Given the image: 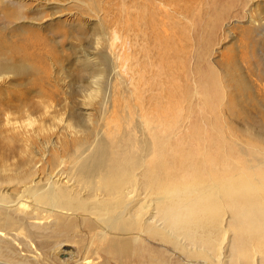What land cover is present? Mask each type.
<instances>
[{
	"label": "bare ground",
	"instance_id": "bare-ground-1",
	"mask_svg": "<svg viewBox=\"0 0 264 264\" xmlns=\"http://www.w3.org/2000/svg\"><path fill=\"white\" fill-rule=\"evenodd\" d=\"M90 1L88 8L96 14L95 2ZM146 3L136 6L135 16L124 9L125 15L113 19L118 29L111 31L108 50L115 56V71L103 65L105 59L103 64L99 60L98 45L109 34L96 15L100 28L94 59L85 58V66L96 67L91 69L98 72L97 79L81 101L97 108V117L85 112L86 125L63 113L69 119L62 129L70 139L59 135L64 138L55 141L60 150L49 140L51 127L34 116L39 114L41 119L48 114L51 97L39 91V102L29 97L24 103L20 100L23 104L15 111L22 123L14 125L13 141L25 147L23 158L21 155V161L11 163L15 154L10 160L9 153L0 159V257H17L16 264H40L42 254L31 242L26 248L32 253V261L12 246L14 239L18 240L16 247L24 245L22 235L17 237L18 232H24L41 238L42 247L50 250L49 257H62L60 264L68 263L67 256L72 264H143L145 256L158 252L168 256V264H176L172 252L195 264H264V119H260L264 110L257 116L259 122L249 125L246 121L251 115L240 100V91H249L248 85L240 81L238 91L237 82L225 72L231 92L224 109L230 119H220L223 114L212 118L217 99L213 74L207 71L198 82L194 79L201 92L194 85L192 94L187 93L178 85L179 62L171 64L167 55L176 50L175 45H171L173 49L169 45L175 37L173 28L170 31L175 22L170 20L175 13L189 17L191 10L176 5L170 9L172 3L160 1L158 10L147 9ZM159 13L161 19L157 18ZM251 24L257 30L263 26L259 19ZM130 29L141 36L140 40L146 39L145 44L148 39L151 42L144 47L142 44L138 52L146 62L135 66L131 63L132 44L126 41ZM121 37L125 39L114 49L113 41ZM5 54L0 51V79L4 75L37 79L38 69L26 63V54L16 63ZM113 75L120 90L119 101L107 105L110 92L105 87ZM256 79V93L264 98V73ZM110 114L111 122L105 126ZM56 119L63 122V118ZM237 119L245 124L244 136L234 125L232 128ZM37 138L41 140L38 145ZM10 230L14 234L8 237ZM151 240L168 245L172 252L153 247ZM70 243L77 246L75 256L72 249L61 251V245ZM7 259H0V264H13Z\"/></svg>",
	"mask_w": 264,
	"mask_h": 264
},
{
	"label": "rangeland",
	"instance_id": "rangeland-1",
	"mask_svg": "<svg viewBox=\"0 0 264 264\" xmlns=\"http://www.w3.org/2000/svg\"><path fill=\"white\" fill-rule=\"evenodd\" d=\"M84 1H86V3L84 2V5H81L80 3L78 4L76 0L0 1V51L4 50L7 53L5 56L12 58L14 63L18 62L20 58L26 54V63L29 65L31 64L35 70L38 69L36 77L37 79H34L35 82H33L34 80H26V78L23 77L22 79L16 78L13 75H4V79H0V159L2 157H6V155L8 157L10 153V160L12 159V154H15L13 156L15 159L13 158L11 163L22 160L23 153L21 152L24 151L25 147H23L22 144L13 141L15 134L13 133L14 125L18 126L22 123V121L19 119V115L17 114L18 112L15 110H17V108L25 102V98L29 97V99L32 101L39 102V91L40 93H46V95L51 97L50 103L48 104V109H50L48 110V114H51V112H57L52 114L53 116L57 115V117H53L52 115H50V117L47 114L43 118H48V120L43 119L42 116L41 119H38L39 117L37 118V116L39 114H34L35 120H38V122L45 120L46 124H44L46 126L48 124L47 128L49 129V127H51V129L48 131V134H50L48 135L49 140L53 141L52 143L57 145L55 147H57L58 150H60V145L57 142L64 140V138L67 140L70 139L66 137L67 135L63 130L68 124L69 115L72 114L76 121L78 119L82 122L85 121L86 125L89 123L86 122L85 112L94 114L92 115L94 119L97 117L95 115L97 108H90V105H85L89 104V102L83 104V100L81 101L82 95L88 94L93 89L94 83L92 84V82L97 79L95 73L98 72H96V69L95 71L92 70L96 67L93 68L85 66L86 59H94L92 54L94 48L96 47L95 41L99 35L100 28H98L96 25V15H100L102 18L103 22L105 23L104 25H106L103 26L105 30L107 28L109 29H107L109 33L107 30L105 31L107 34H109H106L107 38L105 37V40L103 39L102 44L101 40L98 45L100 48L99 51L102 55V58L99 60L102 62L103 59H105L106 62H99L101 64L104 63L103 65L107 69L111 67V69L113 68L112 70H114L115 56L108 50L109 44L112 43L109 41L111 40V31L113 29H118L117 27L115 28L113 19L119 17L120 15H125L123 14L124 9L128 11L129 15L135 16L138 11L136 8L142 6L146 2V6L148 7L147 9L151 8L158 10L157 8H160L158 1H160L162 4L172 3L170 4L169 8L171 6L173 8V5H176L175 7L179 6L178 8L180 9L189 7L188 9H190L192 12L189 17L182 16L180 13H175L174 17H172L173 20H170L175 22L173 27L170 26L171 22H169V26L171 27L170 31L172 28L175 31V37H173V39L170 38L171 40L169 42L171 44L169 43V45H175L176 50L175 53L174 50H172L168 52L167 55L169 56V62L171 61V64L176 60L177 62L175 61L174 64L179 62V65L181 66V68H179L180 70H177L178 73H176L178 81L181 80L179 82L176 81L179 83L178 85L181 87V89L185 91L188 90L189 92L187 91V93L192 94L191 92L195 88V84H193L194 79L198 82L199 77H202L207 71H210L211 74H213L215 78V84L217 85V99L213 102L215 105H213L212 108L216 109L217 111L220 110V113H218L216 110H213L211 117L213 118L214 115L217 114V117H220L223 114L224 116L222 115L220 119L225 118V116L227 119H230L228 112L226 109H224V105H226L227 100L226 97L229 96L231 92V88L229 87L230 85L226 82V73H228L230 79H234L237 82L238 91L241 88L239 85L240 81H243L248 85L249 91H245L243 93L240 91V100L243 101V109L246 111V113L249 112V116L251 115V118L249 117L250 119H248L246 122L249 125H254L256 120L259 122V119H257L259 117L257 116L259 115V112H263L262 110H264V98L257 95L255 84L259 83L256 77L260 74V72L261 74L264 73V0H94L97 9L96 14H93L91 9L88 8V5L92 4V2L90 0ZM164 1H166V3ZM144 9H146V7ZM157 18L161 19V13H159ZM258 19L259 21H262L263 26L261 29L257 30L254 28L251 22L252 20L257 22ZM109 23L111 25L113 24L112 27H110ZM133 28L135 27L133 26ZM130 31L129 33L128 31L126 32L129 35L126 41L128 40V43L132 44V55H134V58L132 56V59L134 60H131V63L135 66V64L146 62V58H142L143 55L138 52L140 48H142V44L144 47L147 43L151 44V42H149L148 39V42L145 44V41H147L146 39H144L145 41L142 39L140 40L141 36H136V32L134 35V32L131 29ZM123 39L125 38L121 37L119 41L115 39L113 41V48L115 49ZM175 42L177 44H175ZM176 45L179 50L176 48ZM1 46H3L2 49ZM117 51L118 49L116 52ZM149 53L150 59H152L154 57L153 53L150 51ZM95 57L97 58V55H95ZM183 63L184 66L186 65V67L182 65ZM179 65H175V67H179ZM100 68L102 67L97 69ZM196 71L198 74H196ZM123 76L126 78L129 75ZM195 86L201 89L198 83H196ZM41 88H44V91L43 89L41 91ZM105 88L107 89V92H110V94L107 96V101H109L107 102V105L116 101L118 102L119 100L117 99H119L118 97L120 90L116 85L114 75L111 84L107 85ZM201 91L202 89L199 90V92ZM155 94L156 92L154 95ZM243 95L244 97L242 98ZM108 97L111 99L108 100ZM40 98L42 99V97ZM20 100H22L23 103ZM92 108L94 110H92ZM255 110H258L257 114H255ZM115 111H118V109ZM60 112L62 113V116ZM63 113H65L68 117L66 118L65 114ZM209 116L210 115L207 117ZM262 116H264V114H262ZM56 118H63V122L59 123L56 121ZM111 118L112 116L110 114V116L106 119L108 123H106L105 126H108V124L111 122ZM53 119H55V121ZM260 119L263 120L264 117H261ZM51 121L54 124L51 123ZM242 127L245 128V124L241 119L235 120L234 124L232 123V128L235 130L238 128L236 131L240 135L244 136V128ZM51 130L53 131L51 132ZM57 130L60 131L58 132ZM61 130L63 131L61 132ZM238 133L236 135H238ZM59 135L60 137L64 136V138H60ZM37 139L36 144L37 142L41 141ZM242 139L248 140L249 138L243 137ZM18 156L19 158H16ZM9 233L10 234H8V237L13 236L14 230H10ZM19 236H21L20 238L22 239L24 245L21 246L19 243L16 247L15 242H18L17 239H14L15 242L12 241L11 244L13 243L12 246L15 247L18 253H21V255L23 254V258L26 257L27 259H31L30 257L32 253L29 252V247L26 248L28 246L26 243L29 241L33 246H35L36 250L42 254L40 257H38L40 264H60V259L62 257L57 255L49 257L48 252L50 250H48V247H42L43 245L40 244L41 238L32 236L30 237L24 232H18L17 237L19 238ZM37 243L39 244L37 245ZM150 244L152 246L154 245L153 247L157 249H165V252H172L171 247L162 244L160 241L151 240ZM60 248L62 252L72 249V254L74 256L76 255L77 246L75 244L70 243L68 245H61ZM172 254L175 258H177L175 259L176 264L177 261L179 263L182 262L183 264H195L194 262L185 261L186 258L178 253L175 254L172 252ZM64 258H66V256ZM0 259L5 260L7 258L0 257ZM17 259L18 258L16 257L14 259L11 258L7 260L13 264H16L15 261ZM67 260V264H72L70 262V256H67ZM143 260V264H168V256L161 252L155 253L154 255H147ZM135 261L138 262L136 259ZM131 264L137 263L133 261Z\"/></svg>",
	"mask_w": 264,
	"mask_h": 264
}]
</instances>
